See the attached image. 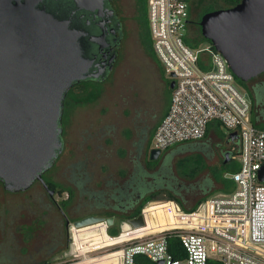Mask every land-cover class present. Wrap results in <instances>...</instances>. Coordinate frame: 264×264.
I'll list each match as a JSON object with an SVG mask.
<instances>
[{"label":"built area","instance_id":"built-area-1","mask_svg":"<svg viewBox=\"0 0 264 264\" xmlns=\"http://www.w3.org/2000/svg\"><path fill=\"white\" fill-rule=\"evenodd\" d=\"M147 12L154 52L165 76L174 81L149 149L201 139L208 124L217 120L236 132L237 148L234 144L229 148L236 151L233 157L239 168L225 174L234 188L208 195L193 209H185L175 199L148 200L140 211L143 224L132 227L127 222V233L119 229L110 234L105 219L81 226L70 221L71 256L46 264H93L92 259L106 255L107 264H208L210 259L221 264H264V179L258 177L264 163V127L251 122L250 100L235 83L222 53L211 44L186 43L187 0H147ZM201 52L209 55L207 69L199 64ZM98 222L102 225L94 226L98 231L93 233L97 243L101 228L115 241L109 251L91 255L100 249L92 248L97 243L87 241L85 229L74 228ZM172 236L181 244L179 255L169 249Z\"/></svg>","mask_w":264,"mask_h":264},{"label":"water","instance_id":"water-1","mask_svg":"<svg viewBox=\"0 0 264 264\" xmlns=\"http://www.w3.org/2000/svg\"><path fill=\"white\" fill-rule=\"evenodd\" d=\"M40 1L0 0V181L5 189L18 191L37 178L52 194L42 171L62 144L64 94L89 75L91 60L80 52L79 32L39 6ZM199 25L235 76L247 81L264 71V0H239L205 11ZM228 138L235 141L236 132ZM160 151L150 148L149 157L157 158ZM223 155L227 160L229 150ZM258 177L264 179V163ZM113 218L88 214L72 222L81 226L105 219L111 225ZM126 220L132 227L143 224L140 213Z\"/></svg>","mask_w":264,"mask_h":264},{"label":"rangeland","instance_id":"rangeland-1","mask_svg":"<svg viewBox=\"0 0 264 264\" xmlns=\"http://www.w3.org/2000/svg\"><path fill=\"white\" fill-rule=\"evenodd\" d=\"M208 5L217 7L223 5V2L222 0H199L194 13L196 19L200 17L202 9ZM190 28L194 32L189 34V37L192 35L195 38L194 42H199L198 45L201 46L209 44L208 39L200 41L202 35L199 26H194L193 22ZM128 48V54L115 68L110 79L99 85L100 90L91 92L90 100H84L82 92L74 87L75 94L64 104L63 147L49 168L46 169L45 177L55 181L56 188L61 185L73 187L74 193L71 199L63 205L61 201L67 197V191L63 190L61 192L58 190L53 193L51 198L38 180L34 181L28 188L18 191H6L0 184V205L2 206L1 210L4 209V216L2 217L7 224V231L0 236V264H34L43 258L46 261L42 264H46L70 257L69 230H67L66 235L63 234L65 215L63 216L52 200L55 199L61 202L60 208L65 211L66 216L71 221L86 212L98 213L97 210L92 208H95V204L99 200L94 199L93 193L91 195L80 193L75 188L71 177L74 174L83 175L86 172L90 176L86 183L87 188L96 192L100 191L103 194V202L109 203V201H112L108 199L107 195L110 188L122 184L130 174L135 155L133 140L135 139L136 126L139 123V117L136 116L137 107L143 108L146 104L147 106L153 105L156 110L159 109V102L160 106L162 105L160 99L163 82L160 80L156 66L151 61L152 58L145 55L137 33L132 34ZM257 80H264V74L259 76ZM253 81L249 80L248 85L251 86L254 83ZM235 83L252 102L251 97L236 78ZM122 97L130 102L124 103ZM130 99L134 102L132 103ZM139 99L143 102H139ZM141 114L142 111L139 115ZM230 130L220 126L221 132H218V129L210 127L209 133L203 138L204 140L202 139L203 142L200 143V146H196L203 147L210 152L209 158L206 159L208 164L217 162L223 156L221 151L225 148L222 150L220 147L226 143L225 140ZM204 141L207 142V146ZM235 141L226 143L227 147L229 148L234 144L237 148L238 142L235 143ZM191 150V148H186L177 151L170 158V166H174L177 157L189 154ZM164 151L165 149L155 159L147 155L146 158L150 160L148 161L149 164H152L149 170L159 167L164 157ZM143 159L145 158H140L144 164ZM206 171L207 169H203L190 181L184 180V184L194 183ZM220 192L223 191L214 190L211 194ZM193 201L194 199H191L187 204H192ZM35 217L42 218L43 223L37 225L33 236L28 240L16 238V236L12 237L8 234L15 225L32 223ZM113 217L111 225H117L123 233H127L129 226L126 219L118 215H113ZM96 225H102V222L75 228V231L85 229L82 230V234H87V241H97L93 236V233L95 234L98 231V228L94 227ZM89 227L91 228L86 229ZM99 234L101 240L108 235L107 232H103V228H101ZM56 240H59L60 243L56 245L57 247L53 251L54 254L48 255L45 248ZM104 246H101L103 248L98 247L100 249L96 250L95 253H91V255H97L112 249L110 246ZM3 257L5 259L10 257L11 261L9 263L1 262ZM101 259L102 257L92 259L95 261L93 264L109 263V260L103 262V259Z\"/></svg>","mask_w":264,"mask_h":264},{"label":"trees","instance_id":"trees-1","mask_svg":"<svg viewBox=\"0 0 264 264\" xmlns=\"http://www.w3.org/2000/svg\"><path fill=\"white\" fill-rule=\"evenodd\" d=\"M238 1L239 0H222L223 5L217 7L208 5L202 9V11L200 12V16L205 11L218 7L232 6ZM136 13L140 24L139 32L141 36V46L144 52L148 54L159 65L162 75L167 80V86L165 88V110L151 128L150 136L148 138V144L150 145L155 127L167 111L172 88L169 85L171 79H168V77L165 76L164 69L161 66V62L155 54L152 46L147 12V0H136ZM202 39L208 38L201 36L200 41ZM185 41L192 47H197L199 43L197 41L192 42L187 37H185ZM209 44L212 45L210 40ZM199 64L204 69H207L211 66L209 55L206 52H201L199 57ZM235 78L245 88V91L251 97V122L257 126L264 127V80L254 81V83L249 86L248 82L241 80L237 76H235ZM89 86L90 83L86 80H80L75 86L82 92L84 100L91 99V92H88ZM94 88H96V86H94ZM73 89L74 88H72L71 91L72 93ZM67 102L68 101H66V103ZM210 127H214V129H218V132H221L219 122L217 120H214L208 124L204 137L209 133ZM197 143V140L182 141L167 147L163 153L164 157L161 160L159 167L155 169L149 170V168L152 167V164H149L148 161L150 160L145 157V159H143L144 164L141 162V160L139 161V159L134 160L133 168L130 174H128V177L123 181V183L117 184L116 186L110 188V191L107 195L108 199L112 201H109V203L103 202V194L100 191L96 192L95 190L87 188L86 183L90 176L87 175L86 172H84L83 175L74 174L71 177V180L75 188H77L80 193H87L88 195H91L93 193L92 195L94 196V199L99 200L98 202H96L95 208H92L97 210L98 213L86 212L81 216L88 214L106 216L118 215L122 218L127 219L139 214L141 211V207L148 200L165 198L177 200L185 209H193L202 199L210 195L214 190L229 191L233 189L235 185L234 181L225 174L235 171L239 168L238 160L233 157L236 151L229 148L230 156L227 160H225V156L223 155L217 162L208 164L206 159L207 157L209 158V155L208 153H206V149L203 147H196L200 146L195 145ZM204 144L207 146L206 141H204ZM194 146L195 148H193ZM186 148H191V153L181 157H177L174 166H170V158L177 151ZM203 169H207V171L202 177L198 178L194 183H189V185L184 184V180L190 181L194 179ZM45 171H43L42 177L50 188L55 189L57 184L55 183V181L49 179L48 177H45ZM0 184L3 186L1 181ZM5 190L9 191L7 189ZM57 190H66L68 192V196L61 201L63 205H65L71 199L74 193V189L71 186L61 185ZM189 194L192 195L190 196ZM191 199H194V201L192 204L188 205L187 202ZM107 230L110 234L116 235L119 232V227L117 225H109L107 227ZM64 234L66 235V233ZM169 249L174 255L180 254L182 248L177 237L172 236L169 238ZM140 258V256H137V259ZM45 261L46 259L43 258L35 262L34 264H42ZM148 264L153 263L149 262ZM208 264H221V262L217 259H210L208 261Z\"/></svg>","mask_w":264,"mask_h":264},{"label":"flooded vegetation","instance_id":"flooded-vegetation-1","mask_svg":"<svg viewBox=\"0 0 264 264\" xmlns=\"http://www.w3.org/2000/svg\"><path fill=\"white\" fill-rule=\"evenodd\" d=\"M198 1L199 0H187L188 18L186 37L192 42H194L195 38L192 35L191 37H189V34L194 32V30L190 28V25H192V23L194 22V26L197 25L200 27L199 20L201 16L197 19L194 16L195 10L198 6ZM39 6L44 7L46 10L50 11L57 18L67 19L69 26L79 32L77 40L80 52L83 56L91 60V63L87 69V73H89V75L81 79L86 80L90 83L88 92L93 93L100 90L99 85L110 79L115 68L124 60L126 54H128L129 52L128 47L132 34L137 33L138 40L141 45V36L139 32L140 24L136 13V0H41L39 2ZM145 55L147 57H150L146 53ZM151 61H153L154 65L156 66L160 76V80L163 82L162 96L160 99L162 100V105L160 106L159 102V109L157 110L153 107V105L147 106L145 104V107L143 108L137 107L136 116L139 117V123L136 126L137 128L135 130V139L133 140V148L135 153L133 157V165L134 160H140V158H146L147 155H149L150 152L148 138L150 136L151 128L165 110V88L167 86V80L162 75L159 65L153 59ZM263 74L264 71L248 79L246 82H248L249 80L259 81L257 79H259V76H262ZM79 81H74L64 94L62 111L59 119L61 130L58 134V137L61 140L62 144L56 156L61 152L63 147L62 134L64 128L62 124L64 104L73 96L74 89L72 93V88H74ZM94 86H96V88H94ZM130 100L132 101V103L134 102L132 99ZM122 101L124 103L130 102L125 97H122ZM138 101L143 102L140 99ZM140 111H142L141 115H139ZM225 141L226 143H231L234 140L229 139L227 136V139ZM197 142L198 143L195 145H200V143L203 142L202 138L198 139ZM226 143H224V145L220 147L222 150L225 148L223 151H221V153L229 150ZM206 153L210 155V152H208L207 149ZM161 154L162 150L160 151L159 156ZM56 156L52 159L51 164L55 160ZM36 180L40 181L37 178L34 179V181ZM57 189L58 188L53 189V193L57 192ZM46 191L52 198L53 193L50 194L47 189ZM52 202L62 212L63 216L65 215L63 222L64 233H66L68 230L69 222L71 220L66 216L65 211L60 208L61 202L56 201L55 199H53ZM1 208L2 206L0 205V236H2V233L4 234L5 231H7V224L4 222L5 220L2 217L4 216V209L1 210ZM40 223H43L42 218L35 217V219L32 220V223L27 222L24 224L21 223L19 225H15L13 228H11V232H8V234H10L12 237L16 236V238L28 240L33 236L37 225ZM59 243V240L53 241L51 245L45 248L47 254L49 255L53 253V251L57 247L56 245ZM10 261V257L6 259L4 257L1 258V262L9 263Z\"/></svg>","mask_w":264,"mask_h":264},{"label":"crops","instance_id":"crops-1","mask_svg":"<svg viewBox=\"0 0 264 264\" xmlns=\"http://www.w3.org/2000/svg\"><path fill=\"white\" fill-rule=\"evenodd\" d=\"M145 228H147V227H145ZM145 228H142V229H145ZM140 229V228H139ZM74 231H75V229H74ZM98 241H95V243H97ZM112 243H114V240H112L109 236H107V237H105L104 239H100V241H99V243H97V244H94L93 246H92V248L93 249H97L98 247H101L102 245H105V246H109V245H111ZM101 245V246H100ZM103 259V260H102ZM102 261L104 262V261H107V260H109V255H106L105 257H102ZM110 261V260H109Z\"/></svg>","mask_w":264,"mask_h":264},{"label":"bare ground","instance_id":"bare-ground-1","mask_svg":"<svg viewBox=\"0 0 264 264\" xmlns=\"http://www.w3.org/2000/svg\"><path fill=\"white\" fill-rule=\"evenodd\" d=\"M75 229V228H74Z\"/></svg>","mask_w":264,"mask_h":264}]
</instances>
